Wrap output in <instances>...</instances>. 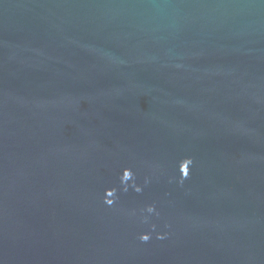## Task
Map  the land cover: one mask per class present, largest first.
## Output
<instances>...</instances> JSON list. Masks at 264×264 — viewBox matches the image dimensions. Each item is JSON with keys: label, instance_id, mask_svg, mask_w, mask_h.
Masks as SVG:
<instances>
[{"label": "water", "instance_id": "water-1", "mask_svg": "<svg viewBox=\"0 0 264 264\" xmlns=\"http://www.w3.org/2000/svg\"><path fill=\"white\" fill-rule=\"evenodd\" d=\"M0 264H264V0H0Z\"/></svg>", "mask_w": 264, "mask_h": 264}]
</instances>
